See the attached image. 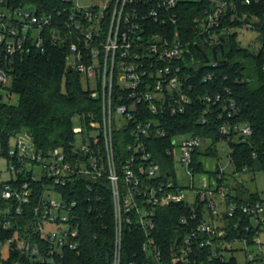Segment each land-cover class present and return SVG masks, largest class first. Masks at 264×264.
<instances>
[{
  "label": "built area",
  "instance_id": "obj_1",
  "mask_svg": "<svg viewBox=\"0 0 264 264\" xmlns=\"http://www.w3.org/2000/svg\"><path fill=\"white\" fill-rule=\"evenodd\" d=\"M64 1L63 8L39 12L34 6L27 8L31 5L0 0V88H7L11 65L21 55L65 46L68 65L80 74L91 96L100 100L101 115L88 122L77 116L76 138L69 149L61 146L42 153L27 134L17 137L15 149L8 151V167L15 176L0 187L2 197L12 201L7 212H14L17 227L13 236L0 241V264H50L67 249L78 251L80 196L94 210V204L104 203L107 189L114 220L111 264L121 263L127 226L144 233L142 264L225 261L236 257L237 242L244 245L245 264H264L260 239L264 200L234 199L238 193H233L223 168L218 165L208 170L205 166L210 158L204 151L211 140L202 135L170 134L168 129L169 119L192 105L191 65L217 68L223 63L221 43L224 50L226 36L239 28L232 22L238 20L260 33L262 17L254 12L240 14L227 0H211L210 8L194 19L193 42L178 28L180 0H95L86 6L78 0ZM192 43L200 48L202 59H195ZM262 48V42L253 47L255 51ZM203 79L214 80V72ZM199 98L205 108L198 123L207 124L213 117L222 136L238 137L237 142L252 136V126L236 118L238 107L229 89L224 94L203 93ZM179 136L183 138L178 143ZM177 166L191 175L190 186L178 181ZM22 175L26 180L19 181ZM62 189L75 196L69 199ZM37 190L39 197L32 204ZM52 192L59 198H52ZM177 204L190 209L180 216L181 224L190 220L196 224L182 239H175L165 254L154 236L158 211ZM7 212L6 229L13 226ZM231 229L235 235L228 241L225 237ZM251 245L258 247L257 253L248 251Z\"/></svg>",
  "mask_w": 264,
  "mask_h": 264
},
{
  "label": "trees",
  "instance_id": "obj_2",
  "mask_svg": "<svg viewBox=\"0 0 264 264\" xmlns=\"http://www.w3.org/2000/svg\"><path fill=\"white\" fill-rule=\"evenodd\" d=\"M13 1L16 4L34 6L39 12H52L56 8L67 5L64 0ZM210 1L180 0L176 8L178 28L184 31L185 37L193 42L196 37L194 19L210 8ZM227 1L234 3L240 14L254 12L262 17L259 31L263 48L255 51L241 46L237 41V33L234 32L226 36L223 63L217 68L203 64L191 65L189 70L193 74L195 84V89L191 93L192 105L184 114L171 117L169 119L171 127L168 129L170 134L187 133L210 139L211 144L204 151L209 158L218 157L217 144L222 140H229L230 157L237 170H243L244 166L254 167L256 160H259L264 168V0H252L251 3H246L245 0ZM232 23L238 27L243 25L238 20ZM190 50L195 59H202L194 43L191 44ZM67 56V47L49 46L45 52H27L11 65L9 77L12 83L7 86V89L17 94L18 102L2 101L3 98L0 101V144L3 147L0 150L1 155H5L7 159H9L10 140L27 134V131L30 132V139L36 149L47 153L55 147L70 148L71 142L76 138L73 128L77 116L85 122L100 118V100L91 96L80 74L68 65ZM211 71L214 72V80L204 81V76ZM226 89L231 91V96L236 101L237 120L247 122L253 128V134L247 141L237 142L233 140V137L218 134L217 123L213 117L207 124L197 122L205 108L199 96L214 91L224 94ZM159 155L166 159L162 151ZM18 180H26V176L22 175ZM33 186L35 189H40V185L33 184ZM67 189L62 190L71 199L75 194ZM39 193L40 191L37 190L32 204L36 203ZM243 193L242 196L239 194L233 196L234 199L263 200L257 194L245 193L244 195ZM105 194L106 198L102 205H93L97 210H90V203L84 199L83 195L80 196V248L78 251L67 249L62 258L50 264L112 263L114 257L113 205L108 189ZM11 203V200L2 197L0 191V241L13 236L16 231L14 212L12 209L7 212ZM6 212L7 217L13 221V226L8 229L3 226ZM189 212V207L182 204L170 205L158 211L157 230L154 236L165 254H168L170 245L175 239H182L196 224L195 220L181 224L180 216ZM27 213L30 214L31 210ZM23 221L24 218L21 219V223ZM233 235L235 231L231 229L225 239L230 241ZM144 240L142 230L127 226L123 236L120 264H142L146 258V253L142 249ZM208 264H238V260L233 256L225 261L214 260Z\"/></svg>",
  "mask_w": 264,
  "mask_h": 264
},
{
  "label": "rangeland",
  "instance_id": "obj_3",
  "mask_svg": "<svg viewBox=\"0 0 264 264\" xmlns=\"http://www.w3.org/2000/svg\"><path fill=\"white\" fill-rule=\"evenodd\" d=\"M81 5H90L95 2V0H78ZM32 6H27L30 8ZM233 32L237 33V41L238 43L249 49H253L254 46L261 44L260 33L256 30L249 29L246 26H242L236 29H233ZM259 38V39H258ZM12 83L11 77L8 78V82L6 86H10ZM84 84V83H83ZM96 82L92 81V88H96ZM3 95L2 101H8L10 103H17L18 96L15 93H11L7 88H0V95ZM77 124V120H75ZM80 137H78L79 139ZM183 137L179 136L177 138V142L179 143ZM234 141L238 140V137L233 138ZM17 143V138H12L9 143V148L11 150L15 149ZM0 148L3 149L0 144ZM218 149V157L210 158L206 160L205 166L208 170H214L219 165L223 168L225 172L226 181L230 187L233 189V193L237 192L242 196V193H251L257 194L261 199L264 200V168L259 160H256L254 167H250L246 170H237L235 164L230 160V152L231 146L229 144V140H222L217 144ZM38 170V168H37ZM176 176L178 181L184 186H190L191 184V175L186 171V169L182 166H177ZM15 173L12 172L8 167V159L5 155H0V185L2 182L9 180L14 177ZM198 177L195 176L193 178V182L195 185L198 184ZM243 191V192H242ZM242 192V193H241ZM51 197L54 199H58L59 196L56 192L51 193ZM260 239L262 241V257L264 258V228L260 234ZM236 247L238 248L235 252L236 257L240 264H245L246 261V253L242 249L244 247L243 243L237 242ZM249 252L257 253L258 247L256 245H251L248 248ZM7 256L6 248L3 249V257Z\"/></svg>",
  "mask_w": 264,
  "mask_h": 264
},
{
  "label": "water",
  "instance_id": "obj_4",
  "mask_svg": "<svg viewBox=\"0 0 264 264\" xmlns=\"http://www.w3.org/2000/svg\"><path fill=\"white\" fill-rule=\"evenodd\" d=\"M199 48V47H198ZM200 49V48H199ZM221 50H222V52H223V43H221ZM205 55V54H204ZM206 60H208V58H206ZM27 135L29 136V137H31V134H30V132L29 131H27Z\"/></svg>",
  "mask_w": 264,
  "mask_h": 264
}]
</instances>
